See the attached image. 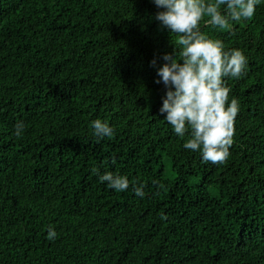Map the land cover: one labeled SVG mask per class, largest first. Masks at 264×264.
Instances as JSON below:
<instances>
[{"label": "trees", "instance_id": "trees-1", "mask_svg": "<svg viewBox=\"0 0 264 264\" xmlns=\"http://www.w3.org/2000/svg\"><path fill=\"white\" fill-rule=\"evenodd\" d=\"M156 11L152 0H0V264H264V4L230 29L200 22L248 57L246 75L227 80L240 112L222 164L185 150L159 111L157 68L176 36ZM98 118L111 138L93 136ZM94 168L144 183L145 197Z\"/></svg>", "mask_w": 264, "mask_h": 264}, {"label": "clouds", "instance_id": "clouds-1", "mask_svg": "<svg viewBox=\"0 0 264 264\" xmlns=\"http://www.w3.org/2000/svg\"><path fill=\"white\" fill-rule=\"evenodd\" d=\"M158 9L153 20L161 31L176 36L171 40V52L160 57L164 63L157 68L156 83H163L166 94L160 113L174 133L183 139V148L200 154L204 164H222L231 155L234 143V123L240 112L238 98H230L229 79H240L247 72L248 57L240 48L227 49L221 39H213L200 29V22L221 29L231 28V22L252 19L264 0H152ZM156 58L152 64L155 66ZM93 136L99 141L111 138L115 128L106 120L90 122ZM25 125L18 121L15 135H23ZM187 138L185 139V137ZM102 183L117 192L130 188L143 199L146 185L130 183L127 175L93 169ZM158 183V181H153ZM161 219L167 216L161 213ZM46 239L55 241L58 232L49 225Z\"/></svg>", "mask_w": 264, "mask_h": 264}, {"label": "rangeland", "instance_id": "rangeland-1", "mask_svg": "<svg viewBox=\"0 0 264 264\" xmlns=\"http://www.w3.org/2000/svg\"><path fill=\"white\" fill-rule=\"evenodd\" d=\"M165 166H166V176L170 179H174L176 177L174 171L172 170V167H171V163L168 159H165ZM200 179L199 178H193L191 181H190V184L192 186H197L200 184ZM216 191H214L215 193Z\"/></svg>", "mask_w": 264, "mask_h": 264}, {"label": "bare ground", "instance_id": "bare-ground-1", "mask_svg": "<svg viewBox=\"0 0 264 264\" xmlns=\"http://www.w3.org/2000/svg\"><path fill=\"white\" fill-rule=\"evenodd\" d=\"M69 9V8H68ZM24 160V159H23Z\"/></svg>", "mask_w": 264, "mask_h": 264}]
</instances>
